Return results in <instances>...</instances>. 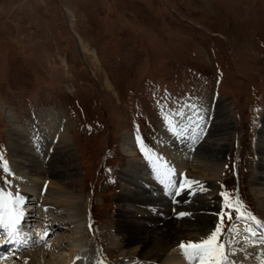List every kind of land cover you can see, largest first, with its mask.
<instances>
[{
  "label": "rangeland",
  "instance_id": "1",
  "mask_svg": "<svg viewBox=\"0 0 264 264\" xmlns=\"http://www.w3.org/2000/svg\"><path fill=\"white\" fill-rule=\"evenodd\" d=\"M218 105L230 130L215 176H199L205 161L190 159L196 140L179 144L189 156L184 174L175 173L213 182L201 192L210 190L216 201L211 232L220 214L231 212L222 193L262 222L264 186L255 179L264 183V0H0V154L13 173L0 169V190L15 194L16 176L24 178L11 148L21 138L12 131L25 133L38 115L55 112L49 147L66 133L86 201L84 234L107 264H142L124 255L134 246L122 249L111 239L121 173L146 158L137 138L154 153L159 138L174 135L166 116L177 124L197 108V128H204ZM34 203L26 204L43 211ZM30 209L35 219L37 209ZM246 224L234 212L231 220L225 215L222 239ZM61 248L47 249L41 262L59 261L69 253Z\"/></svg>",
  "mask_w": 264,
  "mask_h": 264
},
{
  "label": "bare ground",
  "instance_id": "2",
  "mask_svg": "<svg viewBox=\"0 0 264 264\" xmlns=\"http://www.w3.org/2000/svg\"><path fill=\"white\" fill-rule=\"evenodd\" d=\"M193 111L194 113L192 112L190 117L180 118L177 122V125L178 123L180 125L178 129H186V131L182 135L159 138L156 150L152 154L161 157L162 162L166 161L175 173H183L188 161L186 158L189 155L186 157V149L184 146L180 148L179 144L182 142L185 144V141L191 143L196 140L194 143L197 145L195 154L190 159L194 163L197 162V157H201V160L205 161V167L198 170L199 176L207 174L215 176L220 166L218 162L224 156L228 146L230 130L228 116L225 109L218 105L217 111L211 120L209 119L206 125L204 124V128H197V121L201 119L199 118L201 114L197 108H193ZM56 118L55 112L41 114L37 116L35 122L24 127L25 133L20 130L21 127L12 131L21 138V141L12 139L11 147L14 156L18 159L20 169H22L21 176L24 177L16 176L13 182L14 195L21 201L17 206L20 213L19 220L21 216L23 217L20 225L26 232H28V226L35 230L34 233L37 232L36 239L33 237L34 235H28L30 239L28 247H31V244H42L47 241L44 246L23 250L18 255V264H41L44 260L43 256L49 252L47 249L55 246L61 250L63 244L67 246L69 253L60 254L59 261H51L46 264H97L98 261H104V264H107L105 260L108 257L99 253L97 248H93L84 234L85 223L88 222L89 226V218L84 213L86 201L83 199L81 188H79L80 179L76 167L72 163L69 143L65 139L66 133L57 137L61 139L59 146L49 147L50 143L48 142L53 138L51 130L55 126ZM164 125L166 127L167 123ZM201 128L204 129V133L197 137L196 133ZM165 130L163 131L164 136L167 135ZM128 144L131 146L127 142ZM258 149L260 153L264 154L263 144L259 145ZM33 151L34 153H32ZM130 151L129 153H131ZM39 154L43 156L42 160L45 163L43 161L41 163L38 159ZM143 160L145 164L131 161L128 170L121 173L125 187L117 200L118 210L114 216L116 223L111 239L112 241L118 240L116 246L122 249L134 246L132 252L125 250L124 255H130L132 260L140 261L142 264H189L178 245L182 241H199L210 234L212 215L217 211V205H215L214 197L209 199L210 190L201 192L203 187L212 185L213 182L210 180L207 182L205 179L198 181V184L188 185L185 184V179L193 180L174 174L171 176L172 182L178 175V183L185 186L179 190L173 189L160 182L153 164L148 159L143 158ZM260 167L264 169L263 164H260ZM152 176H156V179H152ZM262 179L263 177L258 175L255 184L259 183L264 186V183L259 181ZM3 191L6 192L5 189ZM28 200L31 202L30 205H34L36 201L43 211L38 210V206L27 205ZM30 208L37 209L33 210L37 211L35 219L34 214L31 215L33 212H30ZM180 212L190 215L178 217L177 214ZM262 212V223H264V207ZM62 215L67 216L69 220L68 230L63 231L65 234L58 235L61 232L57 229L43 227L44 218ZM260 231H264V229H258V235ZM45 233L46 237L43 241L41 237L45 236ZM99 237V235H95L94 242H97ZM257 246L263 248L262 252H264V244L243 246L244 251H237L236 255L230 256L229 259L235 261L236 264H262L260 253L257 254L255 251ZM233 247L239 249L242 245L236 244ZM126 260L116 259L115 262L112 261L113 263L109 264H124ZM8 262L9 259H6L4 264Z\"/></svg>",
  "mask_w": 264,
  "mask_h": 264
},
{
  "label": "snow or ice",
  "instance_id": "3",
  "mask_svg": "<svg viewBox=\"0 0 264 264\" xmlns=\"http://www.w3.org/2000/svg\"><path fill=\"white\" fill-rule=\"evenodd\" d=\"M177 116H182L181 112L175 113ZM165 121L169 126V130L174 135H182L186 129H180L178 131V125L173 123L172 119L168 116L165 117ZM204 133V129L201 128L197 137H200ZM138 144L141 146V151L145 154L156 171L157 178L161 183L166 184L167 187L173 189H182L185 185H177L171 180V176L175 174V171L170 167L167 162H162V158L152 154L150 149L142 144L141 139L137 138ZM0 169L9 175H13L8 166L7 161L4 159L3 154H0ZM197 181H188L185 179V184H198ZM225 196V207L231 209L229 213H221V223L206 237L201 238L199 241H182L178 245L184 258L189 264H236L235 261L229 259L230 256L236 255L237 251H244L243 246H255L256 244H264V231H260L259 235L257 230L264 229V223H262L255 215L247 209V206L237 198L230 197L227 193H222ZM21 203L20 199L12 192H4L0 190V227H3L7 235L11 238L17 233V224L19 222L20 213L17 206ZM232 212L236 214L237 220H243L247 223L244 227L243 233L236 229V225L231 228V238L222 239L228 235L223 229V218L227 215L228 219H232ZM178 217L190 215L189 213L180 212ZM46 237L42 236L41 239ZM236 244H241L239 249L234 248ZM262 264H264V252H261ZM247 258V257H246ZM79 259V257H77ZM97 264H104V261H98Z\"/></svg>",
  "mask_w": 264,
  "mask_h": 264
},
{
  "label": "water",
  "instance_id": "4",
  "mask_svg": "<svg viewBox=\"0 0 264 264\" xmlns=\"http://www.w3.org/2000/svg\"><path fill=\"white\" fill-rule=\"evenodd\" d=\"M258 252H260V249H258Z\"/></svg>",
  "mask_w": 264,
  "mask_h": 264
}]
</instances>
